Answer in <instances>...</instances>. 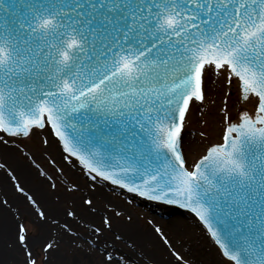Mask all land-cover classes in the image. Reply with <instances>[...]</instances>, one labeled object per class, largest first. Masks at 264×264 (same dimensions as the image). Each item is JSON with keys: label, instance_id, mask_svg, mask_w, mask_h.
Wrapping results in <instances>:
<instances>
[{"label": "snow or ice", "instance_id": "1", "mask_svg": "<svg viewBox=\"0 0 264 264\" xmlns=\"http://www.w3.org/2000/svg\"><path fill=\"white\" fill-rule=\"evenodd\" d=\"M213 91L221 139L196 155L186 127ZM35 129H49L93 187L189 209L222 264H264V0H0V142ZM62 228L100 264H147L119 233ZM15 247L22 264H41V252L46 264L59 242H34L18 223Z\"/></svg>", "mask_w": 264, "mask_h": 264}, {"label": "rangeland", "instance_id": "2", "mask_svg": "<svg viewBox=\"0 0 264 264\" xmlns=\"http://www.w3.org/2000/svg\"><path fill=\"white\" fill-rule=\"evenodd\" d=\"M237 98L233 96L232 99ZM221 100L222 97L213 91L206 106L197 109L193 121L186 127L185 140L190 146H195L196 155L203 151L206 144L221 139L222 125L218 112ZM235 114L233 109L232 115ZM43 141H50V144ZM0 165H3L0 167V264H22V254L15 247L18 223L30 229L34 242L42 243L46 239L59 242V248L46 264H100L95 253L86 251L83 239H76L63 231L66 221L72 223L84 237L91 235L92 226H98L106 229L103 234L105 239L110 240L114 233H119L125 240H134L147 257V264H179L171 254L165 237L187 260L188 256L189 259L192 256H195L193 259L204 258L205 255L195 249V243L203 241L217 264H222L219 249L194 217L172 215L169 207L144 203L103 181L93 187L95 182L90 180L87 171L62 152L49 129L37 130L31 138L16 140L15 144L0 142ZM17 185L23 187L28 196L37 201V205H33ZM74 185H79L82 191H77ZM85 198L94 199L95 211L88 210L89 206L83 203ZM112 206H115L117 214H112ZM41 210L46 212V219L38 216ZM70 210L83 219L73 220L67 215ZM1 215L4 218L8 215V232L3 229ZM106 215L110 216V229L103 222ZM172 222L179 228L178 235H173L169 229L168 223L172 225ZM156 228L164 235L156 232ZM146 236L150 238H142ZM78 244L84 247H77ZM121 247H124L122 243ZM44 255L41 252V264H45ZM205 262L207 260L204 259ZM141 264L145 261L142 260ZM189 264L198 263L192 260Z\"/></svg>", "mask_w": 264, "mask_h": 264}, {"label": "bare ground", "instance_id": "3", "mask_svg": "<svg viewBox=\"0 0 264 264\" xmlns=\"http://www.w3.org/2000/svg\"><path fill=\"white\" fill-rule=\"evenodd\" d=\"M1 216L4 219L3 220V229H4L5 232H8L9 228H10V220L8 218V215H5V218H4L3 215H1ZM168 226H169V229L173 232V235H175V234L178 235V233H179L178 229L179 228L174 226L173 222H172V225L168 223ZM142 238L147 239V238H150V237L146 236V237H142ZM192 245H194V244H192ZM195 249H196L197 252H199L200 254H204L205 256H204V258L202 257L203 259H201L199 257H196V259H193V258H195V256H192V258L189 259V256H188V261L189 262H192V260H193V262H196L198 264H217L213 254L210 253V251L208 250V248L206 247V245H205V243L203 241L198 240L195 243ZM193 255H196V254L193 253ZM196 256H198V255H196ZM186 259H187V257H186ZM204 259H205V261L207 260V262L204 263ZM208 262H210V263H208Z\"/></svg>", "mask_w": 264, "mask_h": 264}, {"label": "water", "instance_id": "4", "mask_svg": "<svg viewBox=\"0 0 264 264\" xmlns=\"http://www.w3.org/2000/svg\"><path fill=\"white\" fill-rule=\"evenodd\" d=\"M13 2V0H3V3L4 4H8V3H12ZM36 130V129H35ZM40 130H43V129H40ZM43 131H45V130H43ZM28 138V137H27ZM24 139H26V138H24ZM57 140H58V138H57ZM214 142H216V141H214ZM60 143V142H59ZM60 145H61V143H60ZM61 147H62V145H61ZM66 155H68L67 153H65ZM72 159H74L75 161H77L75 158H73V157H71ZM78 163H79V161H77ZM79 165L81 166V167H83L80 163H79ZM86 170V169H85ZM105 182H107V181H105ZM107 183H109V184H111L110 182H107ZM112 186H114V187H117V188H119L118 186H115V185H112ZM121 189V188H120ZM123 191H126L127 192V190H124V189H122ZM128 193V192H127ZM129 194H131V193H129ZM131 195H133V194H131ZM134 196V195H133ZM136 197H138V198H140V199H143V200H145V201H150V200H147L146 198H143V197H139V196H136ZM151 202H156V201H151ZM157 203H160V202H157ZM160 204H163V203H160ZM163 205H165V206H168V207H170L172 210H171V214L172 215H178V214H180V215H187V214H190L191 216H193V217H195V219H197L198 221H199V218L198 217H196L195 216V214L194 213H192L189 209H186V208H183V207H180L179 205H168V204H163ZM199 223L201 224V226L207 231V233L209 234V236L211 237V235H210V233L208 232V229H207V227L201 222V221H199ZM212 238V237H211ZM210 238V239H211ZM214 241V239L212 238L211 239V241ZM213 241H212V243H213ZM214 243H215V241H214ZM214 243H213V245H214ZM216 245V244H215ZM217 247H218V245H216Z\"/></svg>", "mask_w": 264, "mask_h": 264}]
</instances>
